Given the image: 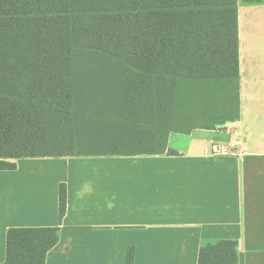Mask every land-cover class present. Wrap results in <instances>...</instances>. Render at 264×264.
<instances>
[{
    "label": "trees",
    "instance_id": "obj_1",
    "mask_svg": "<svg viewBox=\"0 0 264 264\" xmlns=\"http://www.w3.org/2000/svg\"><path fill=\"white\" fill-rule=\"evenodd\" d=\"M262 1L0 0V170L21 158L176 154L172 133L239 120L238 7ZM59 200L62 221L65 184ZM59 230L9 228L1 264H46ZM238 263L237 240L199 251L198 264Z\"/></svg>",
    "mask_w": 264,
    "mask_h": 264
},
{
    "label": "crops",
    "instance_id": "obj_2",
    "mask_svg": "<svg viewBox=\"0 0 264 264\" xmlns=\"http://www.w3.org/2000/svg\"><path fill=\"white\" fill-rule=\"evenodd\" d=\"M238 27L239 120L172 133L176 154L21 158L0 170V264L9 228L57 226L46 264H126L130 247L133 264H198L200 249L219 240L238 241V264H264V1L240 2ZM213 142L244 152L215 156ZM44 161L63 162L65 177L31 168Z\"/></svg>",
    "mask_w": 264,
    "mask_h": 264
},
{
    "label": "built area",
    "instance_id": "obj_3",
    "mask_svg": "<svg viewBox=\"0 0 264 264\" xmlns=\"http://www.w3.org/2000/svg\"><path fill=\"white\" fill-rule=\"evenodd\" d=\"M209 153L215 156H241L244 148L239 142L219 143L213 142L209 147Z\"/></svg>",
    "mask_w": 264,
    "mask_h": 264
},
{
    "label": "rangeland",
    "instance_id": "obj_4",
    "mask_svg": "<svg viewBox=\"0 0 264 264\" xmlns=\"http://www.w3.org/2000/svg\"><path fill=\"white\" fill-rule=\"evenodd\" d=\"M28 166L29 165H27L25 168L28 169ZM31 168H36L37 170L41 169L43 174H48L49 172L54 173L55 171H57L59 174V179L65 177L64 169L66 168V166L63 162L52 163L51 161H44L33 165ZM3 194V176L0 173V206L3 203Z\"/></svg>",
    "mask_w": 264,
    "mask_h": 264
}]
</instances>
